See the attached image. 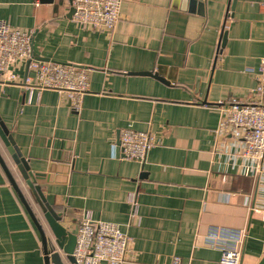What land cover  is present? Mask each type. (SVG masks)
<instances>
[{
  "label": "crops",
  "instance_id": "obj_1",
  "mask_svg": "<svg viewBox=\"0 0 264 264\" xmlns=\"http://www.w3.org/2000/svg\"><path fill=\"white\" fill-rule=\"evenodd\" d=\"M231 4L205 0L200 15L183 0H122L108 33L68 17V0H0V20L32 32L38 60L83 68L90 81L76 112L66 94L25 86L34 72L17 59L0 73V115L70 231L88 212L133 238L125 264H218L211 233L243 229L241 264L264 258V174L246 175L240 142L216 132L220 104L248 101L257 85L264 0H237L233 12ZM142 72L168 84L132 74ZM127 127L154 136L145 164L120 158ZM0 153L44 219L1 138ZM130 193L139 194L137 217ZM0 264H44L40 235L1 166Z\"/></svg>",
  "mask_w": 264,
  "mask_h": 264
},
{
  "label": "built area",
  "instance_id": "obj_2",
  "mask_svg": "<svg viewBox=\"0 0 264 264\" xmlns=\"http://www.w3.org/2000/svg\"><path fill=\"white\" fill-rule=\"evenodd\" d=\"M121 1L71 0L70 6L75 9L72 19L96 31L111 33L119 20ZM17 59L30 63L29 69L34 72V77L24 82L25 86L66 94L71 108L76 112L81 110L83 97L90 87L88 72L75 65L36 59L32 32L13 28L7 21L0 20V73L8 72ZM11 79L17 81L15 75ZM257 80L248 101L233 99L220 104L221 120L216 131L219 135L231 133L240 142V155L250 162L245 174L250 176L264 174V58ZM119 146L122 160L145 164L156 141L152 133L127 127L120 133ZM138 196V193L128 196L136 217ZM260 212L264 221V208ZM74 230L76 248L73 255L78 264H125L132 257L134 240L118 224L96 221L86 212ZM211 234L209 243L221 252L218 264H241L247 230ZM173 264H180V259H174Z\"/></svg>",
  "mask_w": 264,
  "mask_h": 264
},
{
  "label": "water",
  "instance_id": "obj_3",
  "mask_svg": "<svg viewBox=\"0 0 264 264\" xmlns=\"http://www.w3.org/2000/svg\"><path fill=\"white\" fill-rule=\"evenodd\" d=\"M70 5L72 4L71 0H68ZM177 1V0H176ZM188 3L189 10L191 12H198L200 15H205V0H183ZM42 3H53L54 0H41ZM237 0H232V4L229 7V10L232 12L235 10ZM75 9L71 7L70 13L68 17H73ZM229 17V13L227 18ZM227 31L224 30L222 32L221 41L219 45V53L222 52V49L226 45L227 41ZM37 59V58H36ZM50 61V60H44ZM27 67L29 69V64L27 63ZM135 75L141 76H150L155 79H158L160 82L164 84H168L166 79L159 76L157 73L153 72H142V73H132ZM0 138L5 145L10 157L14 161L21 177L24 179L26 185L28 186L32 196L34 197L36 203L40 207L43 217L46 222V229L37 219L36 215L30 208L28 202L26 201L21 188L16 181L12 171L10 170L6 160L0 153V166L4 171L7 179L9 180L12 188L18 194L21 199L27 214L29 215L31 221L36 227L42 242L43 248V258L45 264H64V259L68 261L69 264H78L75 257L74 251L76 248V235L70 229L64 225L65 222V214L62 212L56 211L53 206L47 201L44 196V192L41 187V181L44 178V175L41 173H36L33 171L32 167L29 164V161L26 159L21 149L17 146L16 141L10 133L7 125L3 121L0 115ZM51 234V238L54 243L51 244V241L47 235V231ZM52 246V247H51ZM259 264H264V258L260 261Z\"/></svg>",
  "mask_w": 264,
  "mask_h": 264
},
{
  "label": "trees",
  "instance_id": "obj_4",
  "mask_svg": "<svg viewBox=\"0 0 264 264\" xmlns=\"http://www.w3.org/2000/svg\"><path fill=\"white\" fill-rule=\"evenodd\" d=\"M8 182H9V180H8ZM44 218V217H43ZM40 221V223L43 225V226H46V222H45V219H42V220H39ZM47 231V230H46ZM47 235H48V237H49V239H50V241H51V244L53 245V243H54V241H53V239L51 238V234L47 231ZM52 247V246H51ZM43 261H44V258H43ZM45 264V263H44ZM64 264H69L68 263V261H66L65 259H64Z\"/></svg>",
  "mask_w": 264,
  "mask_h": 264
}]
</instances>
